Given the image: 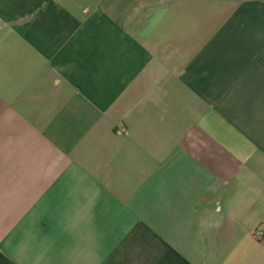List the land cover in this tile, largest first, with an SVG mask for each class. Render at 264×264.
<instances>
[{
    "label": "crops",
    "instance_id": "crops-1",
    "mask_svg": "<svg viewBox=\"0 0 264 264\" xmlns=\"http://www.w3.org/2000/svg\"><path fill=\"white\" fill-rule=\"evenodd\" d=\"M264 0H0V264H264Z\"/></svg>",
    "mask_w": 264,
    "mask_h": 264
},
{
    "label": "built area",
    "instance_id": "built-area-1",
    "mask_svg": "<svg viewBox=\"0 0 264 264\" xmlns=\"http://www.w3.org/2000/svg\"><path fill=\"white\" fill-rule=\"evenodd\" d=\"M253 236L257 240H262L264 238V225H259L254 231Z\"/></svg>",
    "mask_w": 264,
    "mask_h": 264
}]
</instances>
